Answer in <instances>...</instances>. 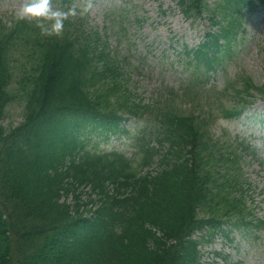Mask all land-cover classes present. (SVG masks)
<instances>
[{"label":"trees","instance_id":"trees-1","mask_svg":"<svg viewBox=\"0 0 264 264\" xmlns=\"http://www.w3.org/2000/svg\"><path fill=\"white\" fill-rule=\"evenodd\" d=\"M200 5L201 0H196L195 6ZM19 26L20 30H11L10 34L28 36L30 25L21 21ZM2 38L3 35L0 33V39ZM2 51L0 44V113L7 102L3 94L7 93L5 91L7 80H5L6 70ZM58 77L59 73L56 74L55 69L51 66L46 68L42 76L43 89L38 111L21 139L12 142L14 154L7 152V157L10 158L9 165L18 164L24 171L25 180L21 190L12 183L11 172L8 173L3 180L7 184L4 187L5 194L9 197L24 196V201L16 216L6 217L3 216V212L0 213V264H5L8 257L7 251L11 246L12 233L19 235L33 223L55 221L67 209L65 205L59 204L62 192L67 194L69 190L64 182L65 174H51L31 159V155L38 148L39 130L54 106V96L63 88V85L57 81ZM34 118L38 120L34 121ZM195 138L196 133L192 130L186 136H181L173 130L169 131L164 139H159V142H168L173 148L177 146L179 149H186V153L192 156L196 152L202 153L195 144ZM69 155L74 157L77 152H71ZM111 155L116 157L108 156L106 160L101 156L107 155H101L89 162L85 159L77 165L71 163L68 171L75 181L79 183L96 181L99 188L106 180L118 182L120 177L126 176L136 190L129 199L109 200V206L104 210L105 215L103 221L101 220L103 226L106 229L117 227L122 232L119 238L106 235L100 226L86 222L88 232L99 234L92 247L100 251H93V260L95 258L98 264H192L194 257L179 259L174 255L175 248L179 243L184 246L185 236L203 224V221L194 219L195 202L203 200L211 202L218 199L208 187L211 174L202 175L196 164H190V159H184L182 151H178L176 160L167 163L155 177H143L135 181L137 170L128 172L132 161L120 154ZM58 156L61 160L66 157L65 154ZM166 160L168 158L163 159ZM147 164H141L140 167ZM7 168L9 166L1 167L0 174ZM145 222L158 226L167 235L169 241L175 240L176 244L170 246L166 243L161 253H153L147 245L148 237L153 231ZM60 264H72V262L65 259Z\"/></svg>","mask_w":264,"mask_h":264},{"label":"rangeland","instance_id":"rangeland-1","mask_svg":"<svg viewBox=\"0 0 264 264\" xmlns=\"http://www.w3.org/2000/svg\"><path fill=\"white\" fill-rule=\"evenodd\" d=\"M92 1H94L91 4L92 11L89 10L88 13L82 15L90 29L92 27L101 29L102 27L97 26L89 19V13L98 18L105 8L111 7L112 11L117 10L116 6H113L116 3H120L124 9L130 10L131 16L134 14V16L141 15L145 18L143 29L132 37V40L138 43L139 51L143 56L147 55V60L138 74H131L130 85L134 89V98L143 102H154L160 98L157 93H159L161 85L165 88L163 96L167 94L169 88L182 92L181 87L184 85L182 82L188 77H186L187 74L195 70V67L183 62L182 69L187 73L178 76L172 71L164 73L158 66L161 64L158 61V56L169 55L168 59L178 60L176 50L180 49V43H189L190 46L197 45L209 30V23L204 22L197 26L196 23H191V20H186L176 9L175 0H86L83 3L77 2L76 6L78 10H81ZM22 3L23 0H0V14L8 16L12 13V8L18 9ZM52 3L55 4V1ZM247 23L246 31L240 34L235 45L220 54L222 66L224 72L229 73L226 81H233L239 73L247 74L253 78L254 84L264 91V35L257 39L255 21L249 19ZM173 37L180 43L171 46ZM230 52L232 55L228 58L227 55ZM221 73L216 75V84H220L222 81L220 78L218 82ZM260 95L259 93L257 98H261ZM260 101H257L259 102L256 108L257 120L264 118V102L261 104ZM173 104L183 107L180 100H176ZM221 122L222 124L218 128L225 126L230 133L247 137L264 155V127L254 117L249 120L242 119L241 123L236 121ZM252 124L256 126L253 127ZM94 137L97 140L101 139L99 135ZM119 143L116 140L113 145L117 147ZM258 169L264 171V167L260 168L256 163L254 170L250 169L246 174L255 186V189L249 192L248 199L251 200L257 213L264 217V173H259ZM259 236L262 237V234ZM231 239L232 241H228L219 236L214 239L212 246H204L203 260L209 264H213V260L217 264H264V237L254 244L251 242V236L244 237L243 233L237 231L231 235ZM213 250L223 254L228 253L230 258L226 261L215 259L212 254Z\"/></svg>","mask_w":264,"mask_h":264},{"label":"clouds","instance_id":"clouds-1","mask_svg":"<svg viewBox=\"0 0 264 264\" xmlns=\"http://www.w3.org/2000/svg\"><path fill=\"white\" fill-rule=\"evenodd\" d=\"M90 7L89 3L78 11L75 5L67 9L53 7L52 0H23L15 15L18 19L36 18L41 33L51 36L63 32L69 16L84 15Z\"/></svg>","mask_w":264,"mask_h":264}]
</instances>
